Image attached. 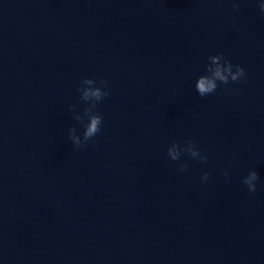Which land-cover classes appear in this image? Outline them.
Masks as SVG:
<instances>
[{
  "label": "water",
  "instance_id": "95a60500",
  "mask_svg": "<svg viewBox=\"0 0 264 264\" xmlns=\"http://www.w3.org/2000/svg\"><path fill=\"white\" fill-rule=\"evenodd\" d=\"M260 3L0 0V264H264ZM218 53L245 77L201 98ZM85 77L110 95L77 148ZM189 138L207 162L170 160Z\"/></svg>",
  "mask_w": 264,
  "mask_h": 264
},
{
  "label": "clouds",
  "instance_id": "9594fccd",
  "mask_svg": "<svg viewBox=\"0 0 264 264\" xmlns=\"http://www.w3.org/2000/svg\"><path fill=\"white\" fill-rule=\"evenodd\" d=\"M238 5L233 3V8H237ZM261 14H264V3L259 4ZM209 63L205 67V75H201L195 83V90L201 98L212 94L218 88V83L228 84L229 80L232 82H238L241 78L245 77V71L240 65H233L228 59L225 58L224 53H218L208 57ZM235 69V71H233ZM99 79V78H97ZM97 79H90L85 77L81 82L77 91L80 93V100L86 102V107L83 110V115L74 114V119L83 125V136L77 134L75 127L69 129V138L74 147L80 148L87 145V142L92 140L100 131L103 123L102 116L99 112L94 111L97 104L103 101V99L110 95L107 88V81L99 79V86H97ZM75 105H70L69 108L74 109ZM85 118L87 122L85 123ZM186 153L192 158H196L201 163H205L208 160L207 155L203 154L201 149L196 147L195 142L189 138L185 140L181 145L177 142H173L167 148V156L172 161H179L181 155ZM188 168L187 163H181L179 165V171L184 172ZM209 173L205 171L202 176V181L209 179ZM225 177H228V173H224ZM258 175L255 170H251L247 176L243 178V183L247 186L249 193L256 191V181Z\"/></svg>",
  "mask_w": 264,
  "mask_h": 264
}]
</instances>
